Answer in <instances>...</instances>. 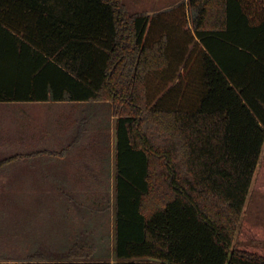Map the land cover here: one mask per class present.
<instances>
[{
	"label": "trees",
	"instance_id": "obj_1",
	"mask_svg": "<svg viewBox=\"0 0 264 264\" xmlns=\"http://www.w3.org/2000/svg\"><path fill=\"white\" fill-rule=\"evenodd\" d=\"M160 19L192 35L179 60ZM50 100L113 110L114 245L0 264H264L243 219L264 193V0H0V102Z\"/></svg>",
	"mask_w": 264,
	"mask_h": 264
},
{
	"label": "rangeland",
	"instance_id": "obj_2",
	"mask_svg": "<svg viewBox=\"0 0 264 264\" xmlns=\"http://www.w3.org/2000/svg\"><path fill=\"white\" fill-rule=\"evenodd\" d=\"M159 24L169 35V52L174 55L172 59H181V48L187 47L193 39L191 33L162 19ZM176 66L174 62V66L162 77L173 78L178 84L180 80L179 73H175ZM21 108L23 106L18 104L0 105V113H3L0 131L4 133L6 129H16L17 115ZM25 110L26 117H34L36 120L34 128L40 131L39 135L48 133L52 140L58 131L66 134L77 130L76 126L74 128L65 124L63 127L55 123L49 125L47 120L51 114L57 115V119L62 116L73 120L79 110L77 107L66 104L56 108L26 105ZM92 114L94 116L91 115L85 126L89 141L86 139L76 150L79 152L77 155L83 158H75L72 166L66 168L65 161L58 162L60 160L57 158L51 160L52 153H45L30 162L27 160L24 162L26 165L20 166L17 158H0L1 262L21 260L37 253H40L41 261L65 260L69 248L78 238H87L90 243H97L99 252L112 250L116 194V117L112 108L107 106L98 107ZM25 126L32 131V121ZM4 138L7 139V136ZM4 144L16 146L8 142ZM52 144L49 152L59 151L65 143L53 141ZM39 149L43 150L42 146ZM9 162L11 164L8 165ZM261 167L262 161L259 165ZM79 211L83 212V218H80ZM243 219L264 225V193L256 190L254 185L250 190Z\"/></svg>",
	"mask_w": 264,
	"mask_h": 264
},
{
	"label": "crops",
	"instance_id": "obj_3",
	"mask_svg": "<svg viewBox=\"0 0 264 264\" xmlns=\"http://www.w3.org/2000/svg\"><path fill=\"white\" fill-rule=\"evenodd\" d=\"M183 0H123L129 14H139V13H146L149 16H153L155 14L170 10L171 8H174L179 3H181ZM196 41H199L196 38ZM182 69V68H181ZM21 105L23 106V109H19V113L17 115L18 123L16 124V129L13 131H9L10 129H6V131L3 133L0 131V158H17L19 159V166L20 164L26 165L24 163L28 160L30 162L31 160H34L35 158H39L43 156V154L48 153V155L51 158H57L58 162H64L66 168L68 166H72L73 160L75 158H83L79 157L77 154V148H80V145L84 141H89V135L86 134L85 126L88 125V119H90L93 115L92 111H94L96 108L92 107L91 104L85 103V102H72V101H63V102H55L53 100L46 101V102H0V105L8 106V105ZM66 104L67 106L77 107L79 110L76 111V117L73 120H70V118H65L61 116L59 119H57V115H49L48 124L55 123V125H60L61 127L66 126L69 127H77V130L71 133L66 134H60L59 131L55 134L56 138L52 140L49 136V134L44 133L42 135H39L40 131H36L34 126L36 120L34 117L29 118L26 117V105H36V106H51L53 108L60 107L61 105ZM1 121L2 123V116L1 114ZM5 116V115H4ZM94 116V115H93ZM36 117V116H35ZM69 120L71 122H69ZM30 121H32L33 129L32 131L27 130L25 125H29ZM69 122V123H67ZM51 124V125H52ZM47 125V124H46ZM1 126V125H0ZM48 132V131H47ZM60 134V135H59ZM3 136H7V139H3ZM60 136V137H59ZM51 139V140H50ZM87 139V140H86ZM8 142L10 144H16L14 145H5L4 141ZM54 142H61L65 143L63 147L59 151L56 152H49V147L53 145ZM45 142V143H44ZM43 143L45 145H43ZM41 144V145H40ZM42 146V149H39ZM44 146V148H43ZM30 158V159H29ZM52 160V159H51ZM8 165L11 164V162L7 163ZM5 164V165H7ZM59 163H57L58 165ZM4 165V166H5ZM61 165V164H59Z\"/></svg>",
	"mask_w": 264,
	"mask_h": 264
}]
</instances>
